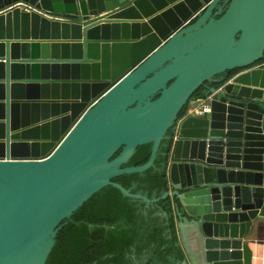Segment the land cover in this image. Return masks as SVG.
Segmentation results:
<instances>
[{
    "label": "water",
    "instance_id": "1",
    "mask_svg": "<svg viewBox=\"0 0 264 264\" xmlns=\"http://www.w3.org/2000/svg\"><path fill=\"white\" fill-rule=\"evenodd\" d=\"M263 59L264 0H0V264H46L64 221L108 185L147 205L172 196L199 264H253ZM166 137L160 197L113 180L153 166ZM147 143L149 159L124 166Z\"/></svg>",
    "mask_w": 264,
    "mask_h": 264
},
{
    "label": "trees",
    "instance_id": "2",
    "mask_svg": "<svg viewBox=\"0 0 264 264\" xmlns=\"http://www.w3.org/2000/svg\"><path fill=\"white\" fill-rule=\"evenodd\" d=\"M235 72L218 74L194 97H203L206 86H215V80L222 75L228 73L230 77ZM170 143L167 137L161 141L155 163L147 170L122 174L113 180L132 192L160 197L170 188ZM151 150L152 143L140 145L124 166L145 163ZM185 259L172 196L147 205L108 185L64 221L46 264H182Z\"/></svg>",
    "mask_w": 264,
    "mask_h": 264
},
{
    "label": "crops",
    "instance_id": "3",
    "mask_svg": "<svg viewBox=\"0 0 264 264\" xmlns=\"http://www.w3.org/2000/svg\"><path fill=\"white\" fill-rule=\"evenodd\" d=\"M178 217L180 242L183 246L188 264H199L202 254L197 237V226L189 221H183L174 206ZM253 251V264H264V217L256 218L248 234Z\"/></svg>",
    "mask_w": 264,
    "mask_h": 264
},
{
    "label": "built area",
    "instance_id": "4",
    "mask_svg": "<svg viewBox=\"0 0 264 264\" xmlns=\"http://www.w3.org/2000/svg\"><path fill=\"white\" fill-rule=\"evenodd\" d=\"M14 6H20L21 8L26 9V10H34V9H35V7H34L33 5H30V4H28V3H24V2L16 3ZM258 66H259V67L264 66V63H261V64H259ZM232 79H233V77L229 78V79L227 80V83H228V82H231ZM222 88H223V86L219 87L216 91L221 90Z\"/></svg>",
    "mask_w": 264,
    "mask_h": 264
},
{
    "label": "flooded vegetation",
    "instance_id": "5",
    "mask_svg": "<svg viewBox=\"0 0 264 264\" xmlns=\"http://www.w3.org/2000/svg\"><path fill=\"white\" fill-rule=\"evenodd\" d=\"M227 74H228V73H227ZM227 74H225V75H222L220 78L226 77V76H227Z\"/></svg>",
    "mask_w": 264,
    "mask_h": 264
}]
</instances>
